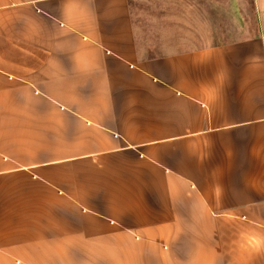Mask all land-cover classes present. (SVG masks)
I'll return each mask as SVG.
<instances>
[{
  "label": "crops",
  "instance_id": "0c3cea01",
  "mask_svg": "<svg viewBox=\"0 0 264 264\" xmlns=\"http://www.w3.org/2000/svg\"><path fill=\"white\" fill-rule=\"evenodd\" d=\"M252 4L181 47L132 0H0V264H264Z\"/></svg>",
  "mask_w": 264,
  "mask_h": 264
},
{
  "label": "rangeland",
  "instance_id": "374dc122",
  "mask_svg": "<svg viewBox=\"0 0 264 264\" xmlns=\"http://www.w3.org/2000/svg\"><path fill=\"white\" fill-rule=\"evenodd\" d=\"M143 22L168 30L180 46L205 45L227 32L253 23L252 0H132ZM227 36H224V38ZM185 40V43H182Z\"/></svg>",
  "mask_w": 264,
  "mask_h": 264
}]
</instances>
